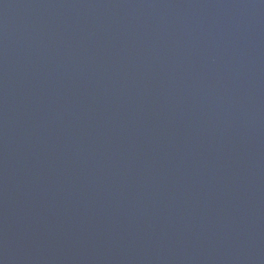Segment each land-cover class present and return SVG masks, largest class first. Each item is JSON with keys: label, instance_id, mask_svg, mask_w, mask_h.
I'll return each mask as SVG.
<instances>
[{"label": "water", "instance_id": "water-1", "mask_svg": "<svg viewBox=\"0 0 264 264\" xmlns=\"http://www.w3.org/2000/svg\"><path fill=\"white\" fill-rule=\"evenodd\" d=\"M0 264H264V0H0Z\"/></svg>", "mask_w": 264, "mask_h": 264}]
</instances>
